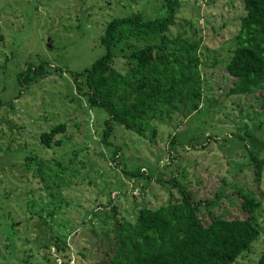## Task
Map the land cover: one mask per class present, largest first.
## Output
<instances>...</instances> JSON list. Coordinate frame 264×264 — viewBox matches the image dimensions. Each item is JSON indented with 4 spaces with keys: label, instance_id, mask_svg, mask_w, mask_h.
Returning a JSON list of instances; mask_svg holds the SVG:
<instances>
[{
    "label": "rangeland",
    "instance_id": "374dc122",
    "mask_svg": "<svg viewBox=\"0 0 264 264\" xmlns=\"http://www.w3.org/2000/svg\"><path fill=\"white\" fill-rule=\"evenodd\" d=\"M178 2L170 33L200 38L203 93L198 110L187 118L152 121V138L113 122L104 144V113L85 109L71 73L104 52L98 37L110 18L161 15L163 0H0V264H50L52 247L47 258L44 246L53 237L66 241L69 264H97L89 231L132 222L140 207L179 198L175 187L156 182L158 178L174 179L190 192L205 220L208 209L215 216H240L237 192H252L259 202V233L231 264H255L264 250V166L255 179L249 153L264 160V90L228 95L233 77L224 68L243 3ZM132 35L129 40L136 46L157 41ZM37 63L44 67L39 77L18 79L26 65ZM63 121L74 125L63 134L62 145L42 144L39 133ZM115 147L119 165L113 167L108 152ZM59 160L67 169L55 178L62 201L53 207L39 175L46 177L51 163ZM129 168H144L150 178L121 171ZM133 184L144 186V194L136 193ZM11 244L10 256L6 249Z\"/></svg>",
    "mask_w": 264,
    "mask_h": 264
},
{
    "label": "trees",
    "instance_id": "16d2710c",
    "mask_svg": "<svg viewBox=\"0 0 264 264\" xmlns=\"http://www.w3.org/2000/svg\"><path fill=\"white\" fill-rule=\"evenodd\" d=\"M242 3L243 12L233 35L234 49L224 66L233 77L226 91L228 95L264 90V0H242ZM178 6V0H163L164 12L158 16L144 19L139 12L113 16L98 37L104 52L87 68L71 73L74 92L83 98L85 109L97 108L104 113L100 131V141L104 144L109 143L113 122L144 138H152L155 135L152 121H171L172 115L187 118L198 110L203 93L200 38L185 37L180 31L175 35L170 33ZM133 33L156 37L157 41L136 46L129 40ZM43 71L42 63L28 64L18 79H33ZM73 125L57 122L40 132L39 140L45 146L59 147L65 138L63 134ZM238 139L242 142V137ZM173 142L171 137L170 143ZM116 152V147L108 152L113 167L119 165ZM249 159L258 179L264 160L251 153ZM61 163V160L53 161L49 174L39 175L53 207H59L62 201L59 184L55 182L67 169ZM130 169L121 171L150 178L142 172L144 168ZM155 180L175 187L179 198L168 199L155 207H140L132 222L122 220L110 230L89 231L97 264H231L258 235L255 211L259 202L249 190L237 192L240 216H215L208 209L205 220L199 215V202H194L191 193L176 180ZM135 185L132 189L143 195L144 186ZM35 215L42 218L37 212ZM44 247L47 258L54 255L48 259L50 264H57L56 257L61 259L60 264H69L64 239L53 237ZM50 247L53 252L49 254ZM11 248L12 244L6 249L10 256L14 252ZM255 264H264V250Z\"/></svg>",
    "mask_w": 264,
    "mask_h": 264
},
{
    "label": "built area",
    "instance_id": "2783aa9c",
    "mask_svg": "<svg viewBox=\"0 0 264 264\" xmlns=\"http://www.w3.org/2000/svg\"><path fill=\"white\" fill-rule=\"evenodd\" d=\"M135 191H136V193H137V190H136V189H135ZM112 193L115 194V192H112ZM55 260H56V263H57V264H60L61 260H60L59 258H56ZM70 262H71V260H69L68 263H70Z\"/></svg>",
    "mask_w": 264,
    "mask_h": 264
},
{
    "label": "water",
    "instance_id": "95a60500",
    "mask_svg": "<svg viewBox=\"0 0 264 264\" xmlns=\"http://www.w3.org/2000/svg\"><path fill=\"white\" fill-rule=\"evenodd\" d=\"M47 45L49 46V43H47Z\"/></svg>",
    "mask_w": 264,
    "mask_h": 264
}]
</instances>
